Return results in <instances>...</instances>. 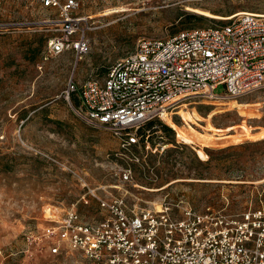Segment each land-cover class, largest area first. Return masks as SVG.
I'll use <instances>...</instances> for the list:
<instances>
[{
	"label": "rangeland",
	"instance_id": "obj_1",
	"mask_svg": "<svg viewBox=\"0 0 264 264\" xmlns=\"http://www.w3.org/2000/svg\"><path fill=\"white\" fill-rule=\"evenodd\" d=\"M81 2L80 14L90 17V52L78 60L72 51H48L56 11L40 0H0V264H84L77 252L50 254L41 231L51 213L61 218L89 190L102 197L128 192L129 204L138 195L172 204L184 196L198 211L229 215L264 208V88L188 102L173 120L150 122L134 147L139 160L123 152L109 131L87 124L64 98L71 80L104 77L142 39L228 24L190 9L224 17L264 13V0ZM225 91L221 85L215 93ZM209 135L227 140L207 144ZM129 167L147 190L121 183V170ZM78 208L86 220L102 218L94 199Z\"/></svg>",
	"mask_w": 264,
	"mask_h": 264
},
{
	"label": "built area",
	"instance_id": "obj_2",
	"mask_svg": "<svg viewBox=\"0 0 264 264\" xmlns=\"http://www.w3.org/2000/svg\"><path fill=\"white\" fill-rule=\"evenodd\" d=\"M40 2L58 15L51 22L57 33L49 53L72 51L78 60L87 55L90 17L80 14L81 0ZM227 21L168 39H142L104 77L71 80L64 98L87 124L109 131L123 152L139 160L134 147L150 122L173 120L188 102L238 98L264 88V15ZM221 85L226 91L217 95ZM120 181L147 190L134 180L132 167L121 170ZM127 198L128 192L102 197L89 190L81 201L89 206L96 200L101 219L86 220L81 201L61 218L48 219L41 238L50 254L77 252L84 264H264V208L229 215L198 211L184 196L176 204L140 195L129 204Z\"/></svg>",
	"mask_w": 264,
	"mask_h": 264
},
{
	"label": "bare ground",
	"instance_id": "obj_3",
	"mask_svg": "<svg viewBox=\"0 0 264 264\" xmlns=\"http://www.w3.org/2000/svg\"><path fill=\"white\" fill-rule=\"evenodd\" d=\"M190 10H192V11L198 13V14H203V15H206V16L219 18V19H225V20H229V19L241 16V15H247L249 13H252V12H249V11H237V12H235V13L229 15V16L224 17V16H219V15L212 14L209 11L198 9V8L190 9ZM256 14L264 15V13H256ZM223 99L225 100V98H223V97H218L216 100H210V101L216 102V101L223 100ZM190 138H191V140L193 142H198V140L196 139V135L195 134L190 135ZM214 140H227V139L216 138L214 136L209 135L208 139H207V144L212 143ZM217 147H219V146H217ZM158 208H159V206H158ZM57 217H58V213L54 211L53 213H51V216H50L49 219H54V218H57Z\"/></svg>",
	"mask_w": 264,
	"mask_h": 264
},
{
	"label": "trees",
	"instance_id": "obj_4",
	"mask_svg": "<svg viewBox=\"0 0 264 264\" xmlns=\"http://www.w3.org/2000/svg\"><path fill=\"white\" fill-rule=\"evenodd\" d=\"M188 16H189V18L196 19V20L204 19V17L197 15V14H189ZM165 128H167V127H165Z\"/></svg>",
	"mask_w": 264,
	"mask_h": 264
}]
</instances>
